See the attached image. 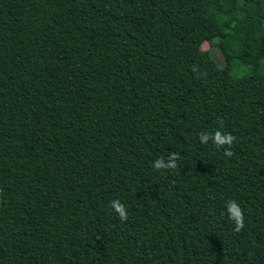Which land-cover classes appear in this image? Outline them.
<instances>
[{
	"label": "trees",
	"instance_id": "trees-1",
	"mask_svg": "<svg viewBox=\"0 0 264 264\" xmlns=\"http://www.w3.org/2000/svg\"><path fill=\"white\" fill-rule=\"evenodd\" d=\"M0 264H264V0H0Z\"/></svg>",
	"mask_w": 264,
	"mask_h": 264
},
{
	"label": "rangeland",
	"instance_id": "rangeland-1",
	"mask_svg": "<svg viewBox=\"0 0 264 264\" xmlns=\"http://www.w3.org/2000/svg\"><path fill=\"white\" fill-rule=\"evenodd\" d=\"M202 50H203V51H208V50H210V45H209V43H204L203 46H202ZM212 55H213V57L215 58V60H216L221 66H224V65H225L224 58H223V56H222V54H221V52H220V50H219L218 48H214V49L212 50ZM236 73H237L238 75H242L243 73H245V71H241V70H239V71H236Z\"/></svg>",
	"mask_w": 264,
	"mask_h": 264
}]
</instances>
